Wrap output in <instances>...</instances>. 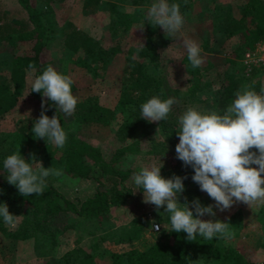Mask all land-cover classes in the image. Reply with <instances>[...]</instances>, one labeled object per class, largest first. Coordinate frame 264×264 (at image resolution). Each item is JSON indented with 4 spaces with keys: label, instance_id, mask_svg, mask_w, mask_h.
<instances>
[{
    "label": "trees",
    "instance_id": "obj_1",
    "mask_svg": "<svg viewBox=\"0 0 264 264\" xmlns=\"http://www.w3.org/2000/svg\"><path fill=\"white\" fill-rule=\"evenodd\" d=\"M18 1L27 16L10 19L0 17V41L13 42L16 39L34 41L32 51L14 54L9 65V72L0 75V117L19 104L22 98L20 88L24 86L29 70L35 71L39 76L51 65L59 73L73 79L72 92H74L78 85L73 73H82L90 78L99 76L102 70L109 69L120 49L119 40L113 42L111 38L105 41L103 37L96 39L89 32L79 28L74 21L67 20L61 26L64 45L74 52L83 54L78 57H65L58 62L43 60L41 56L43 49L55 36V28L45 18L44 9L51 6L54 0ZM131 1L134 4L152 2V0ZM206 1L168 0V3H177L184 21L190 22L200 33V27L207 23ZM100 3L101 0H84L83 6L86 11L92 12L100 6ZM109 8L112 12V22L109 26L113 32L116 22L115 15L119 7L116 2L112 1L109 2ZM240 9V15H236L231 4L227 3L217 13L218 26H222L228 36H239V43L233 51L234 57L227 58L229 67L218 70L215 80L210 81L204 77L205 72L215 65L212 60L193 68L187 54L185 56L187 70L192 75V79L187 81L186 97L195 99L197 92L208 89L209 96L203 100L198 97V101L206 103L211 111L221 114L233 102L236 92L241 91V85L249 80V77L242 71L240 59L247 50L254 49L258 41L264 39V0H244ZM157 31V26H152L147 22L145 40L138 49L139 56H134L133 50L125 56L122 78L124 86L116 106L104 104L97 94L86 98L76 96L78 103L73 113L74 117L77 116L85 124L98 123L106 126L117 124L116 135L124 142L123 148L119 149L120 152L135 149L134 143H139V140L134 138L150 133L156 126H159L158 123L163 129L165 140L154 139L152 141L150 149L155 156L162 157L168 154L169 145L175 144L178 140L177 133L180 128L174 125V121H177L176 117L174 119L168 116L167 120L158 123L148 122L141 118L140 106L147 100L153 96H158L161 100L168 99L165 78L161 75L162 67L155 36ZM30 64L33 65L32 68L29 67ZM260 72L262 71L259 69L254 70L253 75H258ZM262 88H264L263 84L258 77L250 89L259 93ZM175 92H179V88H176ZM32 94L42 99L41 93L32 92ZM43 99L47 100V98ZM47 108L50 117L57 115L61 125L67 124L64 113L57 109L52 101L47 100ZM36 119L24 120L11 133L14 143L11 146L12 150L19 149L20 153L24 152L27 155L30 154L32 148L47 150L50 141L36 138L32 132ZM136 149L139 150L138 147ZM63 153V165L67 172L78 177H95L99 181L100 185L93 195L78 201L71 200L48 177L44 193L22 196L14 185L8 183L7 173L3 167L4 153H0V204L6 203L11 214L21 216L20 227L13 232V235L26 237L38 231H47L46 219L62 211L73 210L82 216H97L131 195L132 188L128 182L140 170L129 164L125 165L119 158V154L107 159L98 146L78 138L74 132L67 134ZM26 160L29 161V156ZM161 175L164 178H171L173 175L187 177L183 181L185 191L180 195L183 200L186 197L191 203L194 199L203 198V191L191 179L194 170L191 166H185L176 155L174 159L167 160L163 164ZM24 208H29V212L23 216ZM250 209L248 207L244 209L246 216ZM3 224V218L0 217V226ZM5 234L10 235L9 231ZM127 238L130 239L132 236H127ZM94 250H86L82 255L66 256L68 264L73 262L77 264H198L200 259L213 264H257L258 262L254 253H248L245 247L239 244H227L223 238L218 237L206 240L197 236L194 241H189L186 233H176L170 231V228H164L161 237L143 249L132 247L125 252L105 249L97 253Z\"/></svg>",
    "mask_w": 264,
    "mask_h": 264
},
{
    "label": "rangeland",
    "instance_id": "obj_2",
    "mask_svg": "<svg viewBox=\"0 0 264 264\" xmlns=\"http://www.w3.org/2000/svg\"><path fill=\"white\" fill-rule=\"evenodd\" d=\"M112 1L116 2L119 7L115 15L116 22L113 32L109 26L112 22L109 2ZM243 1L207 0L205 4L207 23L200 27V33L188 21H184L183 28L176 36H168L160 26H157L158 31L155 36L162 67L161 75L165 78L168 98L176 100L169 114V118L175 119L176 117L175 126L180 128L179 117L189 107H195L201 112H211L206 103L198 101V97L203 100L209 96L208 89L197 92L195 99L186 97L187 81L192 79V75L186 67L187 51L183 46V39L191 38L197 42L201 49L202 64L208 63V60L213 61L215 65L205 72L204 77L210 81L215 80L218 70L229 67L227 58L234 57L233 51L239 43V36H228L225 29L218 26L217 13L222 10L224 4L230 3L233 12L240 15V6ZM83 2L84 0H54L51 6L44 9L45 18L55 28V36L48 41L41 56L43 60L58 62L65 57H78L83 54L74 52L64 45L61 26L67 20L74 21L79 28L89 32L96 39L103 37L105 41L111 38L113 42L119 40V52L112 60L109 69L102 70L100 75L94 78L82 73H73L78 85L77 90L72 92L74 96L86 98L97 94L104 104L114 107L124 86L122 78L125 56L130 50L134 51V56H139L138 49L145 40L147 12L157 0H152L148 4H134L131 0H101L100 6L92 12L84 9ZM26 16L27 13L18 0H0V17L10 19ZM143 25V29H140ZM33 41L31 39H16L13 42L0 41V75L9 72V65L14 54L32 51ZM257 45L258 43L255 48ZM245 53L240 63L243 73L249 77V80L241 85V92L246 87L251 88L258 77L264 87V50L261 48L258 52V56H262V59L251 65L245 61ZM257 69L262 72L254 76L253 72ZM35 77H37L35 71L29 70L26 82L20 88L22 98L19 104L0 117V153H4V159L8 155L20 152L19 149L12 150L11 148L14 144L11 133L24 120L38 119L40 116L42 99L31 92ZM176 88H179V92H175ZM45 114L50 117L48 108ZM63 115L67 124L61 126L67 134L74 132L78 138L98 146L107 159L119 154V158L125 165L129 164L137 170L150 166L153 162L157 165L164 164L167 160L174 159L176 155L175 147L179 143V137L175 144L169 145L168 154L160 157L152 153L150 149L152 141L154 139L165 140V134L158 122L159 126H156L150 133L134 138L139 140V143H134L135 149L120 152L119 149L123 148L124 142L116 135V123L113 126L98 123L85 124L73 114ZM49 144L50 146L46 148L47 152L45 149L34 150L32 148L29 155L24 152L20 155L25 160L29 156V161H26L31 163L34 169L38 166L37 161L42 162L45 168L52 167L61 170V176L49 177L71 200L78 201L93 195L100 185L99 181L95 177H78L67 172L63 165V147H57L51 142ZM128 184L132 188L131 195L97 216H82L73 210L62 211L46 219L47 231H38L26 237L13 235V232L20 227V215L16 217L14 226L4 223L0 226V264H68L66 256L82 255L89 249H95L94 252L97 253L105 249L125 252L132 247L142 249L147 247L161 237L164 228L171 227L169 214L164 212V207L157 210L154 205L143 202V191L134 184V176ZM203 194V198L199 200L202 205L215 204L206 192ZM180 202L183 203L184 200L180 198ZM246 207L251 208L247 216L244 213ZM214 211L216 212L215 217L205 215L201 219L229 223V230L233 236L230 239L223 238L224 241L227 244H239L245 247L248 253L255 254L257 264H264V204H254L250 207L241 202L233 204L229 210L221 212L214 207ZM28 212L29 208H24L23 216ZM155 222L161 224L158 232L153 228ZM7 231L10 235L5 234ZM127 236H132V238L126 239ZM72 264H77V262ZM198 264L213 263L200 259Z\"/></svg>",
    "mask_w": 264,
    "mask_h": 264
},
{
    "label": "clouds",
    "instance_id": "obj_3",
    "mask_svg": "<svg viewBox=\"0 0 264 264\" xmlns=\"http://www.w3.org/2000/svg\"><path fill=\"white\" fill-rule=\"evenodd\" d=\"M146 19L152 26H160L168 36H176L184 25L180 6L169 4L168 0L153 3ZM182 43L192 67L201 66L203 59L197 42L184 38ZM73 83L70 76L59 73L51 65L35 77L31 92L42 94V110L32 127L36 138L50 141L60 148L65 145L67 133L60 119L57 115L50 118L45 112L47 100L67 116L75 112L78 99L72 93ZM175 103V98L161 100L153 96L140 106L141 118L148 122L167 120ZM179 125V143L175 147L177 159L185 166H191L194 170L191 179L215 204L204 206L198 198L189 203L186 197L181 203L180 195L185 191L183 181L187 177L173 175L164 178L161 175L163 163L157 165L153 162L142 167L134 175V184L143 189L144 203L154 205L157 210L164 207V212L169 214L170 231L186 233L189 241H194L197 236L206 240L214 237L230 239L233 233L229 230V223L201 217H215L214 207L223 212L235 203L242 202L250 207L264 204V88L260 93L247 87L242 92L237 91L235 99L222 114L189 107L179 117ZM36 163L38 166L34 169L20 152L4 159L7 181L22 196L41 195L49 176L62 175L59 169ZM0 217L6 225L14 226L17 216L9 212L6 203H2ZM153 228L159 231V225L155 223Z\"/></svg>",
    "mask_w": 264,
    "mask_h": 264
},
{
    "label": "built area",
    "instance_id": "obj_4",
    "mask_svg": "<svg viewBox=\"0 0 264 264\" xmlns=\"http://www.w3.org/2000/svg\"><path fill=\"white\" fill-rule=\"evenodd\" d=\"M261 48L264 50V39H261L258 42L257 48L246 51V53H245L246 60L245 61L247 63H249V65H251V63H257V61L262 59V56H258V52ZM155 224L159 225V229H161V224L159 222H155Z\"/></svg>",
    "mask_w": 264,
    "mask_h": 264
}]
</instances>
